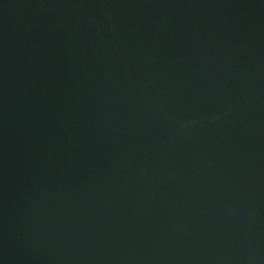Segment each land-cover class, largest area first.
Masks as SVG:
<instances>
[{
  "label": "water",
  "instance_id": "95a60500",
  "mask_svg": "<svg viewBox=\"0 0 264 264\" xmlns=\"http://www.w3.org/2000/svg\"><path fill=\"white\" fill-rule=\"evenodd\" d=\"M0 264H264V0H0Z\"/></svg>",
  "mask_w": 264,
  "mask_h": 264
}]
</instances>
